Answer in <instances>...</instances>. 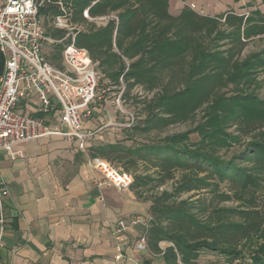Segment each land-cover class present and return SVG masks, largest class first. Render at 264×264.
I'll use <instances>...</instances> for the list:
<instances>
[{
    "label": "trees",
    "instance_id": "16d2710c",
    "mask_svg": "<svg viewBox=\"0 0 264 264\" xmlns=\"http://www.w3.org/2000/svg\"><path fill=\"white\" fill-rule=\"evenodd\" d=\"M86 9L91 18L114 13L116 19L98 26L84 16ZM64 10L80 27L75 45L88 51L101 78L118 92L124 88L122 98L143 103L146 118L132 125L134 135L193 121L203 110L190 130L92 152L132 172L131 188L151 202L149 250L161 264H198L203 251L229 264H264V98L256 92L264 83L258 79L264 46L243 55L264 24H253L251 15L211 16L188 5L174 14L170 0H42L38 14L52 39L66 37L67 30L54 25ZM70 42L48 43L47 59L61 67ZM192 133L200 139L193 142ZM236 145L244 149L226 159L222 151ZM169 181L172 189L158 192ZM223 182L230 192L220 191ZM234 199L236 206L221 205Z\"/></svg>",
    "mask_w": 264,
    "mask_h": 264
},
{
    "label": "crops",
    "instance_id": "0c3cea01",
    "mask_svg": "<svg viewBox=\"0 0 264 264\" xmlns=\"http://www.w3.org/2000/svg\"><path fill=\"white\" fill-rule=\"evenodd\" d=\"M174 1L177 14L186 1L170 0L171 12ZM189 1L206 15H251L253 24H264V0L258 6L251 0ZM6 61L7 55L0 52V77ZM22 106L36 110L37 99H26ZM38 115L52 132L25 142L23 157L12 160L0 153V176L11 191L5 199L0 264H161L160 256L139 248L144 225L116 230L120 219L149 216L151 202L138 198L132 188L119 191L110 184L100 185L103 176L90 165L94 148L118 142L132 145L142 135H134L133 126L119 123L101 106H94L80 128L79 133L87 135L83 139L69 134L60 109Z\"/></svg>",
    "mask_w": 264,
    "mask_h": 264
},
{
    "label": "built area",
    "instance_id": "2783aa9c",
    "mask_svg": "<svg viewBox=\"0 0 264 264\" xmlns=\"http://www.w3.org/2000/svg\"><path fill=\"white\" fill-rule=\"evenodd\" d=\"M39 3L42 0H0V52L7 55L5 70L0 77V153L5 152L12 160L23 157L22 145L25 142L52 132L38 114H47L56 108L61 111L62 123L70 128L69 134H78L81 139L86 137L79 130L93 112L101 78L97 63L88 51L75 45V31L80 27L70 21L71 14L66 10L55 17L54 25L67 30L64 39L71 38V42L65 45L61 67L47 59L46 44L61 43L64 39L48 36L38 14ZM188 6L196 10L194 4ZM84 16L98 26L106 25L109 19H116L114 13L91 18L89 9L84 11ZM123 89L118 100H121ZM135 89L142 94L141 87ZM32 98L37 99L36 110L22 106L24 100ZM128 114L129 121L125 124L132 126L135 116ZM90 165L103 176L100 185L110 184L119 191H125L134 182L132 172L102 156L92 157ZM10 192L0 176V250L6 228L5 199ZM151 220L150 215H133L120 219L116 230L123 232L134 225H144L146 231L140 238L139 248L147 250Z\"/></svg>",
    "mask_w": 264,
    "mask_h": 264
},
{
    "label": "rangeland",
    "instance_id": "374dc122",
    "mask_svg": "<svg viewBox=\"0 0 264 264\" xmlns=\"http://www.w3.org/2000/svg\"><path fill=\"white\" fill-rule=\"evenodd\" d=\"M185 1L186 2H184L183 5L192 6L194 4L195 8H196V10H198V12L199 11H201L202 13L205 12V10L203 8H201L195 2H190L189 0H185ZM235 1L238 2L239 0H235ZM245 1L247 2L248 0H245ZM251 1L253 3H255V5H257V6L262 3V0H251ZM174 3H175V1L173 2L172 12L176 13V11H178V9H177V7H175ZM261 6H262V8H264V4ZM262 38H264V35ZM263 46H264V39H261V37L254 35L253 37H251L249 39L247 50H246V52L243 53V55L246 56L249 52H253L255 50H260V49H262ZM49 50H50L49 45L47 43L45 46V53H47ZM258 79H259V81L264 80V75L260 74ZM231 87L232 86H230V88ZM120 92H118L116 88L108 85V80L104 81L102 78H100L98 88H97V98H96V102L93 104V106H101V107H103L109 111H112V114L116 115L117 121L119 123H127L129 121V114L128 113H132L135 116V119L133 121V123H134L133 125H136L137 123L138 124L142 123V120H144L146 118V111L143 108V103L140 102L139 98H137V97L132 98L131 96H125L124 97L125 99L121 97V100H118L120 97V95H119ZM226 92H229V94H232L231 91H226ZM256 92L258 93V95H260L262 98H264V83L262 84V87L260 89L256 90ZM135 93L137 95H139L140 91H135ZM91 116H92V114L89 116V118ZM202 117H203V110H200L198 112L196 118L193 121L175 124V125L169 126L166 130H164L162 132L156 131V132L149 134V135H142L139 138L140 139L142 138L143 142L146 140L157 141V140H160L167 135H171V134L178 133V132H184V131H187V130L194 128L195 126L198 125V123H200ZM191 138H192L193 142L198 141L200 139V137L198 136V133H192ZM140 139L135 140V143H139ZM243 149H244L243 146L236 145V146L232 147L229 151H226V152L222 151V154L224 155V157L226 159H229L232 156H234L235 154H238L239 152H241ZM145 168H146L145 165L141 164L139 171L143 172L145 170ZM172 186H173V182L169 181L165 185H163L158 190V192H162L164 189L171 190ZM230 188H231V186L228 185V182H223L220 185V191H223V192H230V190H231ZM190 194H193V193H190ZM231 194H233V193H231ZM188 195L189 194H186L183 197H187ZM208 195H210V193H205V196H208ZM259 195L261 197L260 203L264 206V188L260 191ZM238 202H240V201L234 199V200L224 202L221 205L236 206L237 204H239ZM198 264H229V263L226 261V259L223 256H221L219 254L203 251L201 253V256L198 259Z\"/></svg>",
    "mask_w": 264,
    "mask_h": 264
}]
</instances>
